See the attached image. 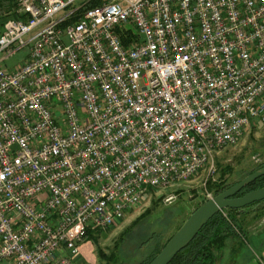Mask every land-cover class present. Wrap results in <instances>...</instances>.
<instances>
[{
  "label": "built area",
  "instance_id": "2783aa9c",
  "mask_svg": "<svg viewBox=\"0 0 264 264\" xmlns=\"http://www.w3.org/2000/svg\"><path fill=\"white\" fill-rule=\"evenodd\" d=\"M89 1L18 0L1 23L0 264H72L264 123V0Z\"/></svg>",
  "mask_w": 264,
  "mask_h": 264
},
{
  "label": "rangeland",
  "instance_id": "374dc122",
  "mask_svg": "<svg viewBox=\"0 0 264 264\" xmlns=\"http://www.w3.org/2000/svg\"><path fill=\"white\" fill-rule=\"evenodd\" d=\"M16 7L17 0H0V29L9 11ZM132 30L137 32L134 27ZM28 53L29 45H25L1 65L12 70L24 62ZM211 162L187 180L149 189L116 227L91 231L96 239L87 237L89 243L83 245V252L79 249L81 256L72 264H138L159 251L191 212L208 199L206 194L214 196L207 191L209 183L224 181L230 186L264 165V123L249 126L234 144L215 152ZM209 166L213 172L208 173ZM170 194L175 199L164 203V197Z\"/></svg>",
  "mask_w": 264,
  "mask_h": 264
},
{
  "label": "trees",
  "instance_id": "16d2710c",
  "mask_svg": "<svg viewBox=\"0 0 264 264\" xmlns=\"http://www.w3.org/2000/svg\"><path fill=\"white\" fill-rule=\"evenodd\" d=\"M95 2V0H91L86 6L94 4ZM263 186L264 175H261L253 182L243 187L235 196H242L251 190ZM228 187L229 185H225L224 181L219 183H209L207 185V191H212L213 195H217ZM238 211L239 209L227 208L226 212L219 211L216 213L199 229L193 239L177 252L168 264H214L217 253L224 247L226 240L229 237L238 236L239 233L243 231V228L237 219ZM94 236L91 231H88L87 237H89V239H96V236ZM159 251L151 254L148 258L138 264H148Z\"/></svg>",
  "mask_w": 264,
  "mask_h": 264
},
{
  "label": "water",
  "instance_id": "95a60500",
  "mask_svg": "<svg viewBox=\"0 0 264 264\" xmlns=\"http://www.w3.org/2000/svg\"><path fill=\"white\" fill-rule=\"evenodd\" d=\"M261 175H264V166L200 204L148 264H168L177 252L193 239L199 229L219 211L227 208L239 209L253 202L264 200V186L242 196H235L243 187Z\"/></svg>",
  "mask_w": 264,
  "mask_h": 264
},
{
  "label": "crops",
  "instance_id": "0c3cea01",
  "mask_svg": "<svg viewBox=\"0 0 264 264\" xmlns=\"http://www.w3.org/2000/svg\"><path fill=\"white\" fill-rule=\"evenodd\" d=\"M14 10L8 14H12ZM253 203L239 208L237 219L243 228L242 234L226 240L224 247L217 253L214 264H264V200ZM87 243L89 242L85 241L79 249L82 251L83 245Z\"/></svg>",
  "mask_w": 264,
  "mask_h": 264
}]
</instances>
